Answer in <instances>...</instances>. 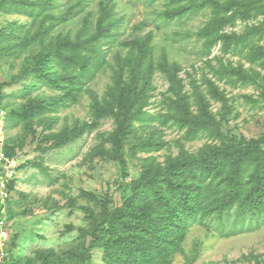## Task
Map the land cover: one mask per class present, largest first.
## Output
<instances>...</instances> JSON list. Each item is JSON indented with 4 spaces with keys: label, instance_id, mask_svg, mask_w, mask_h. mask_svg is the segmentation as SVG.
Listing matches in <instances>:
<instances>
[{
    "label": "trees",
    "instance_id": "16d2710c",
    "mask_svg": "<svg viewBox=\"0 0 264 264\" xmlns=\"http://www.w3.org/2000/svg\"><path fill=\"white\" fill-rule=\"evenodd\" d=\"M84 3L87 0H77L58 13L55 11L60 5L58 0H0V12L25 15L31 20L22 35L20 25L0 29V59L38 47L34 56H30L32 72L46 87L62 89L64 96L72 97L77 84L92 78L105 62L102 43L110 46L117 42L116 36L123 30L125 21L123 17H114L112 0H100L92 32L85 28L75 37L62 32L55 34V27L65 23ZM200 10L210 12L209 20L196 32L206 54L218 43L227 50L248 48L245 55L248 62L264 68V44L253 42L255 36L264 37V0H169L163 17L172 20ZM258 16L263 17L260 23L241 35L225 32V27L238 19ZM152 41L149 33L143 38L120 42L128 50L123 57L116 55V59L122 62L120 69L128 74H117L103 101L93 105L95 119L111 117L114 121V129L102 136L110 149H102L101 154L113 161L126 178V142L139 125L157 120L161 125L182 131L185 141L198 137L209 141L194 153L181 146L176 155L167 156L163 162L152 157L141 158L138 177L123 185L129 193L117 207L110 208L107 196L82 191L81 197L98 205L100 212L95 214L87 208L89 221L81 230L79 243L71 245L63 256L50 250L36 252L35 263L88 264L91 249L102 247L107 264H170L192 222L212 219L223 225L233 213L234 225L245 217L264 221V133L249 139L223 132L220 120L224 115L216 116L198 86H193L191 96L184 91L176 64L166 58L153 60ZM156 67L165 74L169 84L163 101L165 112L157 114L158 117L145 110L152 87L151 74ZM211 70L220 80L241 84L257 82L241 63L211 66ZM205 83L212 99L225 105L226 96L219 87L209 78H205ZM51 105L42 99L29 98L16 115L17 120L29 121L42 116ZM81 131L65 129L59 136L47 135L45 139L53 138L52 145L60 147ZM134 143L131 146L134 155L162 148L153 137L140 138ZM1 148L6 157L15 158L14 145L5 143ZM22 167L18 165L16 170ZM15 182L16 179L10 182V192ZM9 201L10 198L6 213L10 220ZM7 228L10 232L9 225ZM9 237L8 233V255L3 264H18L21 258L9 250ZM25 261L33 264L31 259Z\"/></svg>",
    "mask_w": 264,
    "mask_h": 264
},
{
    "label": "rangeland",
    "instance_id": "374dc122",
    "mask_svg": "<svg viewBox=\"0 0 264 264\" xmlns=\"http://www.w3.org/2000/svg\"><path fill=\"white\" fill-rule=\"evenodd\" d=\"M76 1L58 0L60 5L55 11H65ZM99 1L87 0L83 8H77L75 14L56 26L53 32L72 37L85 28L92 32L98 19ZM112 2L114 17L125 20L123 30L116 36L117 42L110 46L102 43L105 62L92 78L77 84L72 97L64 96L62 89L46 87L32 72L30 56H34L38 47L0 59V148L5 143L14 145L16 164L24 166L18 169L15 187L10 192V220L7 218L10 226L8 247L21 258L18 264H25L27 259L39 264L35 263L36 252L50 250L63 256L71 245L79 243L81 230L89 221L87 208L95 214L100 212L98 205L81 197L82 191L98 197L107 196L110 208L117 207L129 193L123 185L138 177L141 158L152 157L163 162L167 156L176 155L181 146L194 153L209 141L205 137L185 141L182 131L171 125H161L157 120L139 125L126 142V178L113 161L101 154L102 149H110L102 136L114 129V121L111 117L95 119L93 105L103 101L117 74H128L125 69H120L122 62L116 59V55L123 57L128 50L120 42L143 38L150 33L153 36V60L166 58L176 64L184 91L189 96L194 85L199 87L216 116L224 115L220 120L223 132L249 139L264 133V68L248 62L245 57L248 48L227 50L218 43L209 54L204 52L196 32L209 20L208 10L171 20L163 17L169 0ZM262 19L261 16L238 19L227 25L225 32L241 35ZM30 21L25 15L0 12V29L11 24L20 25L19 34L22 35ZM253 42L262 45L264 37L255 36ZM238 63L252 72L256 83L220 80L211 70V66H236ZM151 76L152 87L145 110L158 117L157 114L165 112L163 101L169 84L157 67ZM205 78L211 79L225 94V105L209 95ZM29 98L42 99L52 105L42 116L19 122L16 115ZM59 100L61 103H57ZM65 129L82 131L60 147L52 145L53 138L45 139L47 135L59 136ZM149 137L158 140L162 148L149 154L134 155L132 144ZM29 161L31 163L27 164ZM234 218L233 213L223 225L212 219L192 222L170 264H264V221L245 217L234 225ZM88 264H107L103 260L102 247L91 249Z\"/></svg>",
    "mask_w": 264,
    "mask_h": 264
},
{
    "label": "built area",
    "instance_id": "2783aa9c",
    "mask_svg": "<svg viewBox=\"0 0 264 264\" xmlns=\"http://www.w3.org/2000/svg\"><path fill=\"white\" fill-rule=\"evenodd\" d=\"M1 116V114H0ZM16 164L15 158H8L0 148V264H3L8 252L6 250V241L8 238L7 228V199L10 196L9 184L16 179Z\"/></svg>",
    "mask_w": 264,
    "mask_h": 264
}]
</instances>
